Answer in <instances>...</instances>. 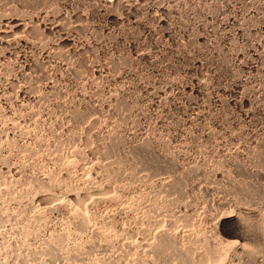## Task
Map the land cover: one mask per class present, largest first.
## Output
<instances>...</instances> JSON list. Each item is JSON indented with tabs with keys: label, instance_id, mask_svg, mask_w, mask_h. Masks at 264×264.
<instances>
[{
	"label": "rangeland",
	"instance_id": "obj_1",
	"mask_svg": "<svg viewBox=\"0 0 264 264\" xmlns=\"http://www.w3.org/2000/svg\"><path fill=\"white\" fill-rule=\"evenodd\" d=\"M0 264H264V0H0Z\"/></svg>",
	"mask_w": 264,
	"mask_h": 264
}]
</instances>
